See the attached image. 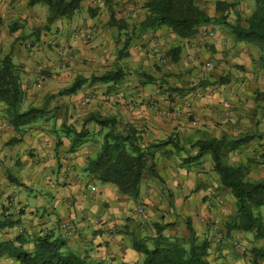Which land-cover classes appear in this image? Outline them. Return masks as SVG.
Here are the masks:
<instances>
[{
	"label": "crops",
	"instance_id": "crops-1",
	"mask_svg": "<svg viewBox=\"0 0 264 264\" xmlns=\"http://www.w3.org/2000/svg\"><path fill=\"white\" fill-rule=\"evenodd\" d=\"M0 1V57L9 55L20 71L24 91L21 111L43 106L49 96H54L49 102L57 101L63 81H67L66 88L76 77L98 76L115 67L124 74L116 83L85 84L76 94L60 97L69 103L68 109L65 105L51 108L48 102L44 119L19 130L13 129L0 102V221L3 217L19 221L12 229L0 231V239H11L22 227L28 252L34 248L32 236L48 233L62 238L68 250L86 257L90 264H142L143 255L131 247L132 236L154 237L156 223L169 225L164 230L166 237L187 236L178 224L180 215L190 216L197 236L210 242V264L239 260L241 256L232 252L233 240L241 237L245 251L249 248L247 239L251 240L253 234L249 237L233 232L232 241H226L213 231L220 218L234 214L235 201L222 188L208 154L190 159L197 153L191 145L203 137L235 139L257 130L254 124L264 115V101L255 96L264 91L259 49L235 42L227 27L213 30L210 25L202 26L188 39L177 37L167 27L138 34L145 9L137 16L129 5L128 15L121 18L127 24L123 30L107 23L104 16H85L83 23L73 16L63 24L66 37L60 42L64 47L71 46L70 66L63 72L53 57L33 54L27 40H22L29 34L26 27L38 17L30 14L37 5L28 7L27 0ZM18 18L21 20H15ZM133 28L136 36L129 42L128 56L120 59L117 49L122 42L118 44L117 39L132 35ZM87 37L89 42L85 41ZM174 47L180 50L177 61L170 55ZM207 64L214 68L207 69ZM43 69L51 72L53 81L39 80ZM56 111L57 116H52ZM50 114L53 118H48ZM65 114L74 120L76 116L84 120L89 114L113 117L121 126L135 127L143 144L168 141L157 159L159 178L144 175L136 199L92 179L84 168L87 159L99 151V128L89 125L92 137L70 151L71 137L64 130L78 131L83 121L79 125L58 123L66 120ZM262 142L255 139L229 154L242 153L241 160L246 162L248 154L260 150ZM226 163L244 165L232 158ZM253 172L258 175L255 182L264 178L260 167ZM157 211H166L169 216L162 214V222L155 217ZM64 223L68 232L62 229ZM260 245L255 240L253 247Z\"/></svg>",
	"mask_w": 264,
	"mask_h": 264
},
{
	"label": "trees",
	"instance_id": "trees-1",
	"mask_svg": "<svg viewBox=\"0 0 264 264\" xmlns=\"http://www.w3.org/2000/svg\"><path fill=\"white\" fill-rule=\"evenodd\" d=\"M254 9L245 21L240 23L237 17L234 24L225 22V18L212 19L194 0H147L143 8L145 18L138 24L137 30L132 29V35H126L117 49V57L128 56L127 49L131 38L138 34L157 30L161 27L171 29L172 33L181 39L194 37L202 26L223 24L233 36L235 42H245L256 46L260 51V61L264 69V0H252ZM83 0H27L28 7L45 6L47 10V25L58 20L70 19L81 8ZM110 24L118 30L126 29L123 20H116L110 5ZM231 7L226 2L218 1L217 12H225ZM48 29V27H47ZM136 30V31H135ZM180 50L174 47L170 51L173 61H177ZM123 72L115 67L101 75L89 78L76 77L74 81L58 91L57 96L76 94L85 84L116 83L123 78ZM256 98L264 101V91L256 92ZM54 96H49L43 106H31L21 111L24 91L22 89L20 71L13 64L9 55L0 57V102L4 103L10 124L15 130L28 126L47 115L48 102ZM94 124L99 128L101 136L100 148L94 158L87 159L84 171L101 184L113 185L120 194L138 198L143 176L159 178L157 159L160 150L166 142L143 144L141 133L132 125L121 126L113 117H102L99 114H89L83 120L80 129L65 128V135L71 137L70 151L89 141L92 137L88 126ZM261 135L247 132L235 139L226 136L219 138L203 137L191 145L197 153L191 160H198L208 154L213 163V171L218 175L222 188L228 190L235 201L234 214L225 223L227 235L233 232L251 233L255 240L261 242L259 247H252L249 252L252 264H264V178L258 181L248 179V169L242 165L232 166L226 163V156L237 151L241 146L249 144ZM176 147V145H175ZM180 150V148H178ZM18 220L3 217L0 221V231L12 229ZM169 225L154 224L155 236L138 238L132 236L131 247L143 255L142 264H210L208 261L210 242L200 239L194 231L191 222L186 221L187 236L169 238L164 235L165 227ZM32 236L34 248L31 252L24 249L27 240L21 234L11 239H0V258L9 257L17 264H90L86 257L80 256L67 249L65 241L52 234Z\"/></svg>",
	"mask_w": 264,
	"mask_h": 264
},
{
	"label": "rangeland",
	"instance_id": "rangeland-1",
	"mask_svg": "<svg viewBox=\"0 0 264 264\" xmlns=\"http://www.w3.org/2000/svg\"><path fill=\"white\" fill-rule=\"evenodd\" d=\"M107 1L108 5H110L111 9H112V13L114 15V18L116 20H121L122 17H124L125 15H128V6L132 5V12L137 13V16L140 14L142 15L143 11V5L145 3V1L147 0H83L82 4V8H80V10L74 15V18L77 19V22H81L83 23L84 21V17L86 16L87 18H92V17H96L97 19L99 17H106L108 20L107 23H109V19H110V10H108V6H107ZM196 5L201 8L210 18L212 19H217V18H221L224 17L225 18V22L228 24H234L236 22L237 17L240 18V23L242 25L245 24L246 19L248 18V16L250 15V13L252 12V10L255 7V4L252 0H194ZM226 2L229 5H231V7L228 8L227 11L225 12H217L216 11V4L217 2ZM1 4V1H0ZM35 11H30L31 15L35 14L38 16L36 18V21L34 23L31 24V27L27 26V31L29 34H27V36H25V39H22L23 42L24 40H27V45L29 46V49L33 52V54L35 52H40L42 53V55L46 56L47 54L50 55V57H53L57 63H58V68L61 71H67L70 64H69V56H70V49L71 46L67 45L66 47L63 46V41L66 37V32H64V27L63 24L67 23L68 21L72 20V17L70 19H63V20H59L56 21L55 23L51 24V25H47L46 23V18H47V10L45 6H41V5H37ZM25 5L23 7V10H25ZM145 14V13H144ZM1 19H5V18H1ZM14 19H12L11 22V26H14L15 24H12V21ZM15 20H21V19H15ZM9 21V20H8ZM9 22V23H10ZM27 22L26 19H24V23ZM101 23V21H100ZM138 24V23H137ZM9 25V24H8ZM210 29H226L223 24H215V22H212L209 24ZM18 27V26H17ZM48 27V29H47ZM58 36V38H54L55 36ZM65 35V36H64ZM47 37L51 38L48 39ZM121 41L122 39L125 38V35H121ZM61 38V39H60ZM56 39L57 40L56 42ZM60 40L62 42H60ZM90 39H85V41L89 42ZM83 41V40H82ZM65 44L66 41H65ZM38 47H40V49H37ZM38 50V51H37ZM29 53V52H28ZM64 64V65H63ZM64 66V67H62ZM213 65H212V69H213ZM209 75V74H208ZM39 76L41 77V79H39L40 81H44V80H49L51 78V72L47 71L46 69L40 70L39 71ZM209 76H207L206 78H208ZM51 81H53L54 79H50ZM38 81V82H40ZM67 84V81H63V83L60 84L59 88H64V86ZM191 84V83H190ZM58 98L57 101H55L54 99L51 100L49 102V106L51 108L57 106L59 107V105H61V108L63 107L62 105H65L66 108L68 109L69 103H65L64 98H60V97H56ZM61 102V103H60ZM58 109V108H57ZM77 110V109H74ZM57 111L53 112L52 116H57ZM77 113V111L75 112ZM260 113V111H259ZM76 115V114H75ZM51 116V114L49 115L48 118H53ZM65 121H59L58 123H66L68 125L75 124V125H79L81 121H83L82 116H76L75 120L74 119H68L67 114H65ZM264 115L262 117H260L256 124H254L255 128H257V130H255V133L261 135L260 140H264ZM69 120V122H68ZM260 129V130H258ZM249 132H252L249 130ZM98 138H101V136L99 135V133H97ZM260 150H253V154H248L250 155L249 158H247V161L244 162L243 160H241L242 157V153H234V154H229L226 156L227 161H230V158L234 159V160H238L240 159L241 162L244 163V165H242L243 167L248 169V175L251 173L252 177L248 178L251 181H255L256 177L258 176L255 172H253L254 169H258L259 167L261 169L264 170V168H262V165L264 164V142H262L260 145ZM247 155V154H246ZM28 156L33 157V155H31L30 153H28ZM146 177L149 178V174H145ZM33 191L29 192L32 193ZM235 209V207H234ZM262 214L264 215V208L261 210ZM158 213H154L155 217L158 219L160 218V220L162 221L163 218H165L162 214L169 216L167 214L166 211H157ZM160 212V213H159ZM224 215V214H223ZM180 218L178 224L182 225L186 230V219H188L189 221H191L190 216H178ZM227 216H223V218H220L219 220V225L217 226H212L213 231L218 235L220 234L221 237H223L224 240H231L230 236L227 235L226 233V229H225V223L227 221ZM226 219V220H225ZM225 220V221H224ZM163 222V221H162ZM172 226V225H171ZM15 235L20 234L18 232V229L15 231L14 233ZM249 237H252V234L250 233H246ZM186 235V233H185ZM185 235H180L178 237H185ZM13 238V237H12ZM214 238V237H213ZM236 240H238L239 242L242 243V238L241 237H235ZM232 241V240H231ZM249 243V248L246 249L245 251L243 250V244H241L242 248H233L232 247V252L240 255L241 257L239 258V260H236L233 262V264H252L251 261V255L249 250L253 247L255 239L254 237L251 240H248ZM213 252V250H212ZM0 264H17V262L9 257H2L0 258ZM257 264H262L261 262H258Z\"/></svg>",
	"mask_w": 264,
	"mask_h": 264
},
{
	"label": "built area",
	"instance_id": "built-area-1",
	"mask_svg": "<svg viewBox=\"0 0 264 264\" xmlns=\"http://www.w3.org/2000/svg\"><path fill=\"white\" fill-rule=\"evenodd\" d=\"M208 36H210V37H212L213 36V33L212 32H208ZM87 39H88V37H87ZM62 67H64V66H62ZM206 67H207V69H212V65L211 64H207L206 65ZM193 125H195V123H192ZM262 168H264V164L262 165ZM139 213H142V211H139ZM62 229H64V230H66L67 232H68V224L67 223H64L63 225H62ZM24 230L22 229V227H20V228H18V232L21 234L22 232H23ZM232 245L235 247V248H241V243L238 241V240H236V239H234L233 240V242H232Z\"/></svg>",
	"mask_w": 264,
	"mask_h": 264
}]
</instances>
